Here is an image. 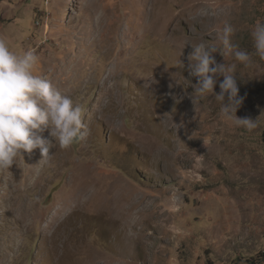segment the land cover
Returning <instances> with one entry per match:
<instances>
[{
  "label": "rangeland",
  "instance_id": "obj_1",
  "mask_svg": "<svg viewBox=\"0 0 264 264\" xmlns=\"http://www.w3.org/2000/svg\"><path fill=\"white\" fill-rule=\"evenodd\" d=\"M264 0H0V38L83 108V139L0 171V264H250L264 260ZM253 54L245 67L223 48ZM236 64L224 118L201 97L193 47Z\"/></svg>",
  "mask_w": 264,
  "mask_h": 264
},
{
  "label": "clouds",
  "instance_id": "obj_2",
  "mask_svg": "<svg viewBox=\"0 0 264 264\" xmlns=\"http://www.w3.org/2000/svg\"><path fill=\"white\" fill-rule=\"evenodd\" d=\"M235 29L226 24L220 35V42L239 64L249 67L253 64V54L239 49L231 43ZM251 37L254 55L264 60V21L255 24ZM217 50L216 45L200 43L193 47L189 65L192 74L199 77L196 92L205 97L213 93L216 80L221 74L220 92L216 100L221 105L224 118L236 127L248 131L258 126L256 119L238 117L237 109L244 97L238 96L237 81L233 76L236 64L216 65L210 55ZM38 56L35 50L16 54L9 48L8 41L0 38V171L8 170L23 153L31 154L39 149L41 159L48 163L51 159L52 140L42 133L50 128V136L55 138L61 149H67L83 139V108L73 99L63 94L51 81L34 74Z\"/></svg>",
  "mask_w": 264,
  "mask_h": 264
},
{
  "label": "built area",
  "instance_id": "obj_3",
  "mask_svg": "<svg viewBox=\"0 0 264 264\" xmlns=\"http://www.w3.org/2000/svg\"><path fill=\"white\" fill-rule=\"evenodd\" d=\"M250 264H264V260H261V261H254Z\"/></svg>",
  "mask_w": 264,
  "mask_h": 264
},
{
  "label": "trees",
  "instance_id": "obj_4",
  "mask_svg": "<svg viewBox=\"0 0 264 264\" xmlns=\"http://www.w3.org/2000/svg\"><path fill=\"white\" fill-rule=\"evenodd\" d=\"M255 261H257V260H255ZM254 262V261H253ZM252 263V262H251Z\"/></svg>",
  "mask_w": 264,
  "mask_h": 264
}]
</instances>
